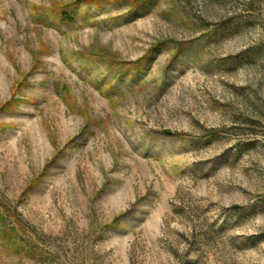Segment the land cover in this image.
Wrapping results in <instances>:
<instances>
[{
	"label": "rangeland",
	"instance_id": "rangeland-1",
	"mask_svg": "<svg viewBox=\"0 0 264 264\" xmlns=\"http://www.w3.org/2000/svg\"><path fill=\"white\" fill-rule=\"evenodd\" d=\"M0 264H264V0H0Z\"/></svg>",
	"mask_w": 264,
	"mask_h": 264
},
{
	"label": "trees",
	"instance_id": "trees-1",
	"mask_svg": "<svg viewBox=\"0 0 264 264\" xmlns=\"http://www.w3.org/2000/svg\"><path fill=\"white\" fill-rule=\"evenodd\" d=\"M62 19H63V21L69 20V16L68 15H64Z\"/></svg>",
	"mask_w": 264,
	"mask_h": 264
}]
</instances>
